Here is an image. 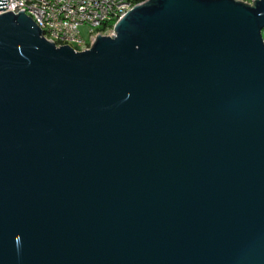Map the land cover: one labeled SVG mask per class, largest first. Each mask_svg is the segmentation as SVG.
Returning <instances> with one entry per match:
<instances>
[{
    "label": "water",
    "instance_id": "95a60500",
    "mask_svg": "<svg viewBox=\"0 0 264 264\" xmlns=\"http://www.w3.org/2000/svg\"><path fill=\"white\" fill-rule=\"evenodd\" d=\"M0 0V264H264V0H143L89 48Z\"/></svg>",
    "mask_w": 264,
    "mask_h": 264
},
{
    "label": "built area",
    "instance_id": "2783aa9c",
    "mask_svg": "<svg viewBox=\"0 0 264 264\" xmlns=\"http://www.w3.org/2000/svg\"><path fill=\"white\" fill-rule=\"evenodd\" d=\"M136 3L137 0H9L4 11L17 13L22 8L48 40L81 50L92 45L97 33L112 34L113 27L104 31H96V27L116 21ZM82 25L87 26L86 38L80 31Z\"/></svg>",
    "mask_w": 264,
    "mask_h": 264
},
{
    "label": "trees",
    "instance_id": "16d2710c",
    "mask_svg": "<svg viewBox=\"0 0 264 264\" xmlns=\"http://www.w3.org/2000/svg\"><path fill=\"white\" fill-rule=\"evenodd\" d=\"M140 1H143V0H137V2H140ZM114 22H115V20L107 21L106 23H104V24L99 25L98 27H96V31H104L107 28H111V27H113Z\"/></svg>",
    "mask_w": 264,
    "mask_h": 264
},
{
    "label": "rangeland",
    "instance_id": "374dc122",
    "mask_svg": "<svg viewBox=\"0 0 264 264\" xmlns=\"http://www.w3.org/2000/svg\"><path fill=\"white\" fill-rule=\"evenodd\" d=\"M247 1V0H246ZM251 0H248V2H250ZM80 31L81 34L86 38V33H87V26L86 25H82L80 26Z\"/></svg>",
    "mask_w": 264,
    "mask_h": 264
}]
</instances>
